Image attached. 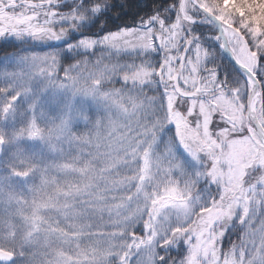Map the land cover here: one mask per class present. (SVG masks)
<instances>
[{
    "label": "snow or ice",
    "instance_id": "1",
    "mask_svg": "<svg viewBox=\"0 0 264 264\" xmlns=\"http://www.w3.org/2000/svg\"><path fill=\"white\" fill-rule=\"evenodd\" d=\"M116 7L0 0V264H264V0Z\"/></svg>",
    "mask_w": 264,
    "mask_h": 264
},
{
    "label": "trees",
    "instance_id": "2",
    "mask_svg": "<svg viewBox=\"0 0 264 264\" xmlns=\"http://www.w3.org/2000/svg\"><path fill=\"white\" fill-rule=\"evenodd\" d=\"M112 3L116 4L117 7L114 10L113 15H120L123 18L119 21L120 23H131L133 16L140 11V3L141 0H112ZM123 4L124 7L120 8L119 5ZM0 50L4 49V44H0ZM49 49L48 46H39L37 47V51H45ZM235 239V237H233ZM227 245V239L225 241Z\"/></svg>",
    "mask_w": 264,
    "mask_h": 264
},
{
    "label": "rangeland",
    "instance_id": "3",
    "mask_svg": "<svg viewBox=\"0 0 264 264\" xmlns=\"http://www.w3.org/2000/svg\"><path fill=\"white\" fill-rule=\"evenodd\" d=\"M18 50H19V47L16 44L4 45V49L0 50V57H3L4 55L11 54V53L16 52ZM48 50L49 49H46L45 51H48ZM89 59H92V58L89 57ZM0 66H2V63H0ZM117 87H119V84H117ZM78 128L80 131H84L83 125H78ZM161 254H163V253H161ZM172 255L175 256L176 253L173 252Z\"/></svg>",
    "mask_w": 264,
    "mask_h": 264
}]
</instances>
